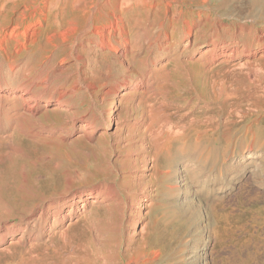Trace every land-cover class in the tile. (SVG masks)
I'll use <instances>...</instances> for the list:
<instances>
[{"label": "rangeland", "instance_id": "374dc122", "mask_svg": "<svg viewBox=\"0 0 264 264\" xmlns=\"http://www.w3.org/2000/svg\"><path fill=\"white\" fill-rule=\"evenodd\" d=\"M236 1L50 0L44 21H21L38 26L31 37L9 29L32 4L0 0V233H13L0 250L20 236L17 216L67 191L80 202L58 239H91L99 264H186L178 214L191 192L208 214L209 264L237 247L264 264V111L246 100L264 108V19L227 15ZM85 2L90 16L113 12L116 29L95 35L107 20L93 25ZM225 169L237 184L224 197ZM24 238L0 264L18 263Z\"/></svg>", "mask_w": 264, "mask_h": 264}, {"label": "bare ground", "instance_id": "6f19581e", "mask_svg": "<svg viewBox=\"0 0 264 264\" xmlns=\"http://www.w3.org/2000/svg\"><path fill=\"white\" fill-rule=\"evenodd\" d=\"M27 1L32 4V9L30 10L28 7H26L25 2L23 3L25 8L21 11L19 16L17 15V19L14 21L13 25L9 29V35H11V36L14 33L16 34L17 32H19V30H22L23 34H29V36H31V37L35 36L38 33V26L33 27L30 30L28 25L24 26L22 24L23 22H21V21H25V19L27 18L26 16H28L29 18H31L33 16H38L37 17L38 22L44 21V19H46L47 7H48L50 0H27ZM88 4L89 3H87V2L83 3L82 8L80 7L81 8L80 12L81 13L83 12L84 16H89V18L91 17V22L93 25H95L99 21L101 22V21L107 20L106 24L102 25V27L101 26H95L94 27L93 30H94L95 35H98L99 33L101 35L106 34L107 31L105 32L103 27H109V29H111V30L116 29L115 26H116L117 22L114 21L113 19H112V21H114V22L111 21L112 16L116 17L113 14V12L110 13L104 8L101 12H100V10H98V11L95 10L94 13L91 14V16H90V14H88V13H90V12H88L90 9L88 7ZM103 4L104 3H102V5ZM247 6H249L250 8L252 6H254V7L259 8V10L256 11L255 13L246 12ZM12 8H13V6H12ZM263 9H264V0H237L234 3V6L230 7L227 10V15H229L231 17L233 16V17L239 18V20L245 19V18H252L254 20L255 19L262 20V19H264ZM20 17H22V19L19 20ZM87 21H88V19H87ZM187 31L189 32L190 30L187 29ZM257 42L258 43L264 42V33L263 32H260L259 37L257 38ZM221 47L223 49L222 51L225 52L223 44L221 45ZM262 48L264 50V44H263ZM238 49H239V47L235 46L232 48V52L235 50L237 51ZM247 54H249V53H247ZM246 56H249V55H246ZM247 63H248V59H245V61L240 64V68L245 66ZM252 86H253V84H252ZM255 91H256V89H255ZM63 96H64V94L62 92H60V97H63ZM254 97H255V95H254ZM246 100L251 102L252 104H254L255 107H258L260 111H264V108H262V105L258 106L257 102L256 103L254 102L255 100L253 99L252 95L247 96ZM31 101H33V97H30V95H29V97L25 98L27 110H30L33 107V104L31 103ZM143 157H145V156H141L139 151H138V152H135L134 158L130 160V169L133 170V172H136V176L139 178L146 177L145 172L148 169V165H147V163H144L145 159H143ZM215 165H217V164H215ZM202 171L204 173L201 175L205 176V174H207V173L204 170H202ZM225 173L226 174L223 177H221L220 180L215 182V184H216L215 186H217V188L214 189L216 192L220 191V192L225 193V195L222 194V196H224V197L228 196L231 193V190L235 189L236 184H237L236 183L237 179H233L234 176L231 175L230 169L226 170ZM257 175L260 176L261 175L260 172L258 174H256L255 176H257ZM205 178L207 179V176H205ZM206 179H204V181H206ZM179 182L181 183V181H179ZM180 183H178V184H180ZM227 186H228V188H227ZM65 192H67V191L60 192L56 198L50 199L46 202L44 201L43 203L39 202L38 204H35L34 207L37 208V213L36 212L33 213L30 216V218L24 219L22 215L17 216V218L19 219V224L17 225V228L14 229V232L19 231L20 236L15 241H13V242L11 241L10 247L1 249L0 250V256H2V255L4 256L6 253H9V252H14V250L11 248H13V247L15 248L16 246H18L20 244L21 240L23 239V237L26 236V238H24L25 242L23 243V245L21 247L22 251L21 252L18 251L19 254H17V256L19 257L17 264H99L98 263L99 258L97 259V257H96L97 246H95V244L92 243L91 239L89 241L88 240L87 241H84V240L83 241H75L72 239L71 240L68 239L69 240L68 241L67 239L66 240H63V239L60 240V238L58 239V237H57L58 231H55V228L59 225H63V223L65 222L67 217H68L67 227L73 223V219H72L71 215L77 211L76 205L79 204V202H80V200H78L76 202L70 201L71 196H73V195H71V194L67 195V194H65ZM190 195H191V192H190V194H186L182 197L181 210L178 214L179 220L183 223H186L188 228H189L188 229L189 239H188V241L186 239V242L183 244L184 245L183 247L185 250L184 259L186 260V264H209V261L207 259V255H206V246H207V244H209V242L211 240L209 232H208L209 229H207L209 227L208 218L206 217L208 214L205 213L206 216L203 214V212H204V210H203L204 208H202L203 204H201V202H198V200L196 198L194 201L193 196H190ZM213 195H214V193H213ZM48 198H50V197H48ZM83 201L84 202L81 203V205H80L81 208L84 207L86 202L90 205H94L97 202L96 199H92V196L90 197V199H86V201L85 200H83ZM65 207H67L69 209L67 210L66 214L62 215L61 213L63 211V208H65ZM11 230L12 229H10V228L3 229V232L0 233V241L4 240L7 237V235H9V233L11 234L12 233ZM47 231H49V235H47L46 238L43 239L42 243L40 244L38 239L41 238L42 236L44 237L46 235ZM62 233L64 234V232H62ZM62 233L59 235L60 237H62L61 236ZM74 235L76 236V234H74ZM79 236L80 235H78V237ZM78 237L76 236V238H78ZM67 238H68V236H67ZM87 239H89V238H87ZM200 240H201L200 245L196 246V244ZM203 244H206V245H204V247H202ZM194 248L196 249L195 252L193 251ZM242 248L243 247H237L235 249V251L232 253V255H229L228 257H224V259H223L224 262L226 264H244V262L247 260V256L250 253H247L246 249L243 250ZM17 249L19 250L20 248H17ZM200 251H202V252L200 253ZM182 253H183V251H182ZM251 256L248 258H251Z\"/></svg>", "mask_w": 264, "mask_h": 264}]
</instances>
